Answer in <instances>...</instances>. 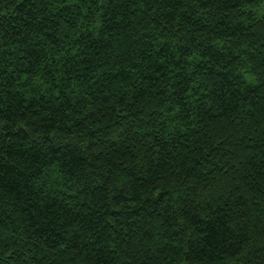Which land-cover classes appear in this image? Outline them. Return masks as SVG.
<instances>
[{
    "label": "trees",
    "instance_id": "16d2710c",
    "mask_svg": "<svg viewBox=\"0 0 264 264\" xmlns=\"http://www.w3.org/2000/svg\"><path fill=\"white\" fill-rule=\"evenodd\" d=\"M0 264H264V0H0Z\"/></svg>",
    "mask_w": 264,
    "mask_h": 264
}]
</instances>
